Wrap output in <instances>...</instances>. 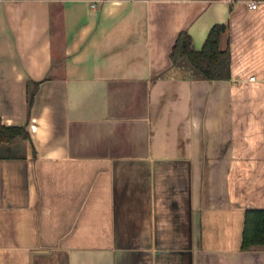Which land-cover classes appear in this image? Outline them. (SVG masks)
<instances>
[{
    "label": "crops",
    "instance_id": "obj_1",
    "mask_svg": "<svg viewBox=\"0 0 264 264\" xmlns=\"http://www.w3.org/2000/svg\"><path fill=\"white\" fill-rule=\"evenodd\" d=\"M0 123V264H264V0H0Z\"/></svg>",
    "mask_w": 264,
    "mask_h": 264
},
{
    "label": "trees",
    "instance_id": "obj_2",
    "mask_svg": "<svg viewBox=\"0 0 264 264\" xmlns=\"http://www.w3.org/2000/svg\"><path fill=\"white\" fill-rule=\"evenodd\" d=\"M225 31V25H214L202 49L198 51L192 48L191 37L186 33H181L173 47L171 55L173 63L187 59L194 69L208 79H228L231 67L230 52L220 48L221 36ZM34 96L35 91L29 95V107L34 102ZM18 137L24 139L29 137L24 126H6L0 123V144L10 143ZM254 247L264 248V209L246 211L241 248L242 250H250Z\"/></svg>",
    "mask_w": 264,
    "mask_h": 264
},
{
    "label": "built area",
    "instance_id": "obj_3",
    "mask_svg": "<svg viewBox=\"0 0 264 264\" xmlns=\"http://www.w3.org/2000/svg\"><path fill=\"white\" fill-rule=\"evenodd\" d=\"M249 5H250V7H251L252 9H256V8H257V3H256L255 1H251V2L249 3Z\"/></svg>",
    "mask_w": 264,
    "mask_h": 264
}]
</instances>
